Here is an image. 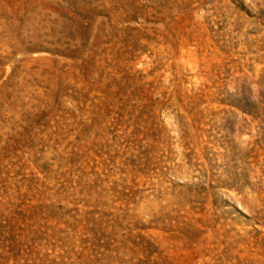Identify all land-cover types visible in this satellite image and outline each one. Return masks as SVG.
I'll use <instances>...</instances> for the list:
<instances>
[{
  "label": "rangeland",
  "instance_id": "374dc122",
  "mask_svg": "<svg viewBox=\"0 0 264 264\" xmlns=\"http://www.w3.org/2000/svg\"><path fill=\"white\" fill-rule=\"evenodd\" d=\"M0 264H264V0H0Z\"/></svg>",
  "mask_w": 264,
  "mask_h": 264
}]
</instances>
